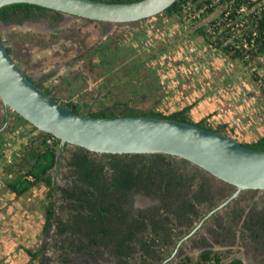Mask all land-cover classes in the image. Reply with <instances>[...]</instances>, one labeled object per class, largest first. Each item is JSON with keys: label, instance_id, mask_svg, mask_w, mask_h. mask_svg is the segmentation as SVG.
<instances>
[{"label": "trees", "instance_id": "16d2710c", "mask_svg": "<svg viewBox=\"0 0 264 264\" xmlns=\"http://www.w3.org/2000/svg\"><path fill=\"white\" fill-rule=\"evenodd\" d=\"M247 3L251 10L247 14L249 23L244 33L247 46H244L243 38L233 37L230 20L236 19L237 10ZM32 6L42 7L32 3L5 5L0 8V18L5 17L4 13L11 8L29 9ZM200 10L201 15L195 16L194 19H205L211 15L212 18H209V24L198 28L199 35L230 58L241 61L253 78L260 82L264 95V77L260 76L258 70H252L255 66L264 67V0H235L234 3H231V0H177L165 11L140 21L149 22L160 16L185 20ZM216 12H219L218 15ZM93 21L98 24L102 22ZM209 25L213 27V31L208 30ZM118 31L70 60L67 63L70 73L61 78L58 86L48 88L44 92L49 95L53 93V98L68 108L83 112L87 103L82 99L75 101V97L79 90L77 85L87 82L83 75V71H87L96 79L108 77L103 83L106 92L99 99L98 108L90 110L88 114L100 117H165L229 134L226 123L214 126L206 117L197 121L191 117V111L197 101L181 107L159 110L160 102L155 99L150 107L147 106V101L150 100L147 93L153 89L151 82L154 81L155 85L156 82L160 83V79L154 75L153 80L149 82L142 75L145 72L147 52L144 44L138 45L136 42L140 32ZM231 37L233 38L230 40ZM9 53L11 54V50ZM13 53L14 50L11 55ZM79 62H83V70L74 69ZM118 87L122 88L121 94L116 90ZM65 93H68V97H65ZM105 99L112 101V104H108ZM14 114L17 118L25 120L36 134L30 136L17 151L15 157L18 159L16 165L19 172L8 186L15 196L21 197L37 184H43L46 188L42 201L45 215L43 231L47 232L50 226L55 224L57 232L61 235L74 234L76 238L73 242L76 248L90 249L86 250L90 256H96L99 247H109L113 250L114 258L126 263L135 259L139 264H155L150 255L154 252L157 255L172 235L167 232L169 223L160 218V209L168 206L169 211L176 208V213L190 207V211H193L196 200L206 199L203 191L207 189L201 186L198 191H191V199L182 197L183 201L174 206L181 196V186L196 178L201 171L193 164L194 175L190 176L186 167L188 161L183 158L166 153H96L78 146V150L70 152L68 161L63 165L61 160L65 149L62 141L51 133L40 131L17 112L14 111ZM242 143L252 149L264 150V134L253 141ZM62 165L67 171L66 186L57 185L55 181V170ZM6 169L12 171L11 166ZM136 194L159 198L163 205L141 207L137 210ZM210 203L203 207L208 208ZM59 212L63 213L66 219L59 218ZM171 218V215H166L165 220L171 222ZM258 223L264 224V221ZM25 251L31 259L38 258L37 252L30 249ZM233 252L232 248L204 249L198 255L186 254L175 264H221ZM137 254L141 257L140 261L137 260ZM224 264L245 263L241 258L234 257Z\"/></svg>", "mask_w": 264, "mask_h": 264}, {"label": "rangeland", "instance_id": "374dc122", "mask_svg": "<svg viewBox=\"0 0 264 264\" xmlns=\"http://www.w3.org/2000/svg\"><path fill=\"white\" fill-rule=\"evenodd\" d=\"M218 13L216 12L217 15ZM209 18H212V15L200 20L193 17L179 20L160 16L149 22L139 20L128 24L110 23L109 29L105 27V24L102 30L97 23L84 22L80 18H69L62 28L64 40L61 44L54 40L50 42L47 39L43 41L32 39L31 35L20 34V31L6 33V29L1 26L0 32L5 43L14 50L17 56L31 57L30 59L36 64L31 71L35 75H39L40 70L50 71L57 67L54 69L58 72L51 78V81L55 83L59 74L70 73L68 66L63 64L65 60H72L85 47L97 44L118 30V32L137 30L140 34L136 42L138 45L144 44L147 52L145 72L142 75L149 82L153 80L154 75L160 79V83L156 82L155 85L154 81L151 82L153 89L147 93L150 98L147 106L150 107L155 99L160 102L159 110H166L167 107L171 109L176 106L181 107L197 101L191 111V117L195 121L206 117L214 126L218 123H226L228 135L241 142L253 141L264 134V95L260 82L253 78L241 61L230 58L199 35L198 28L209 24ZM60 51L64 54L56 56L55 54ZM42 56L48 58V62L42 60L41 62L40 57ZM51 58L56 59L51 60ZM28 64L24 61L23 66L29 67ZM82 67L83 62H79L74 69H82ZM259 73L261 77H264V71L260 70ZM87 74L88 81L77 85L79 90L75 97V101L82 99L87 103L83 109L86 113L98 108L99 99L106 92L103 83L105 79H108L107 77L97 78V80L89 73ZM136 83L140 84V82ZM116 90L121 94L122 88L118 87ZM92 91L94 93H91ZM64 95L68 97V93ZM105 100L108 104H112V101ZM2 113H4V108L0 100V115ZM8 126L6 130L1 129L0 131V264H16V261L20 264L23 260V263L25 260L29 261L26 264H139L135 259L126 263L114 258L113 250L109 247H99L97 249L99 252L95 253L96 256H90L86 252L90 249L76 248L73 242L76 238L74 234L61 235L57 232L55 224L50 226L47 232L43 231L45 215L42 201L46 194L45 186L37 184L21 197L15 196L8 186V183L19 172L18 165H16L18 159L15 157L17 151L22 148L30 136L36 134V131L25 120L17 118L12 109H10ZM13 126L15 128H12ZM64 149L61 160L63 165L68 161L70 152L78 148L65 146ZM63 165L55 170V181L57 185L66 186L67 171ZM7 166H11L12 171L7 170ZM191 168H187L190 176L194 175V170ZM201 186L208 191H203L204 195L216 201L229 196L235 190L231 185L200 171L196 178L188 180L181 186V196L174 206L183 201L182 197L187 200L191 199V191H198ZM53 199L55 200L54 197ZM136 199L135 202L143 208L163 205L156 197L140 194ZM234 202L222 210L221 217L226 216V213H231V225L235 226V230L243 231L251 226L260 229L258 221L256 223L255 220L264 213V190L245 191ZM164 207L165 210L161 212L166 216L168 206ZM231 209L232 212H230ZM58 215L59 218L66 219L63 213L59 212ZM164 215L160 218L165 219ZM213 223V219H210L206 226L210 227ZM213 240L218 242V239ZM255 241V243H250L248 248L245 246L247 254L251 256L254 247L264 248V232L261 238ZM239 247L243 246L231 247L218 242L215 245L184 250L182 255H198L205 248L214 250L232 248L234 250L232 257L243 256ZM27 249L37 252L38 258L31 259L25 251ZM170 251L172 249L168 252ZM139 254H137V260L140 261ZM21 256H24L23 260ZM155 256V252L150 255L152 259H155ZM180 259L178 257L168 264H175ZM245 259L246 264H264L251 263L247 258ZM229 260L230 257L225 259V261ZM155 264L160 263L155 262Z\"/></svg>", "mask_w": 264, "mask_h": 264}, {"label": "water", "instance_id": "95a60500", "mask_svg": "<svg viewBox=\"0 0 264 264\" xmlns=\"http://www.w3.org/2000/svg\"><path fill=\"white\" fill-rule=\"evenodd\" d=\"M177 0H0V8L32 3L87 20L128 24L157 15ZM0 100L40 131L96 153H166L236 187L220 207L248 189L264 190V150L197 124L147 116L100 117L77 112L39 88L0 40Z\"/></svg>", "mask_w": 264, "mask_h": 264}, {"label": "flooded vegetation", "instance_id": "af4514ba", "mask_svg": "<svg viewBox=\"0 0 264 264\" xmlns=\"http://www.w3.org/2000/svg\"><path fill=\"white\" fill-rule=\"evenodd\" d=\"M4 15L5 17L0 18V26L6 29L5 31L6 33L20 31L21 32L20 34L31 35L32 39H37L41 41H43L44 39H47L50 42L54 40L56 41V43H59V44H61V42L64 40L62 38L63 37L62 28H63L64 23L67 22L69 18H80L84 22L96 23L93 20H87V19L75 16L69 13H65L59 10H54V9L43 7V6L40 8L37 6H32L29 9L25 7L11 8L7 12H5ZM110 23L111 22L102 21L100 24L98 23L97 24L100 25V29L102 30L105 24H106L105 27L109 29ZM41 36L43 37L41 38ZM0 38L8 49V47L10 46H8L5 43L4 38L1 36V32H0ZM90 47L91 46L85 47V49H83L82 52L77 53L75 57L77 55H81L85 53ZM10 50L12 54L13 49L11 47H10ZM10 50L8 51L10 52ZM62 54L64 53L60 51L56 53L55 55L58 56ZM11 56L15 60V62L23 69V71L27 74V76L39 88L41 87L43 91L48 88H53L54 86H58L59 85L58 83L61 80V78L68 74V73L59 74L57 76V79H55V83H53V81H51V78L54 77V75L58 72V71L57 72L55 71L57 69H54L57 67H54L50 71L40 70L41 73L39 75H35L31 71H33V67L36 64L34 63V61H32V59H30L31 57L24 56L20 58L19 56L16 55L15 52ZM54 59L56 58H51V60H54ZM41 60L43 62H48L47 61L48 58H45L44 56L40 57V61ZM70 60H65L63 64L68 66L67 63ZM24 61L29 63L28 64L29 67L23 66ZM38 63L40 65V62ZM57 65H60V64H57ZM67 68L69 69V66ZM67 68L65 67V69ZM81 70H83V67ZM87 73H88L87 71H83V75L84 77H86V81H88ZM50 95L52 97L54 96L53 93H51ZM3 108H4V113L0 115V125H1L0 131L1 129L6 130L9 127L8 123L10 119V109L7 110L4 104H3ZM65 146H73L76 148L78 147V146L71 145L69 143H65L64 147ZM186 167L187 168L193 167V164L187 162ZM231 186L236 190V187H234L233 185ZM249 190H255V189L244 190L240 194L244 193L245 191H249ZM232 194L233 193L217 201L213 198L212 200L211 198H209L210 196L205 195L206 199L201 198V199L196 200L197 201L195 202L196 206L194 207L195 210L193 211H190V207L187 209L178 210L176 213H175L176 208H173L171 211L167 209L166 215H171L172 218H171V222L167 219L166 220L164 219V221L166 223H169V226H167L168 228L167 232L172 235H170V239L167 241V243H165L164 247L161 248L160 252L155 256V259L153 260L154 261L156 260L155 262L160 263V264H168L169 262H171L174 259H177L178 257L182 258L183 256H185V254L182 255L184 250H189L194 247H206L208 245H215L218 242L221 245H227L231 247H233L234 245H240L243 247L246 246L248 248L250 243H255L256 239L258 240L259 238H261L262 233L264 232V224L258 223V225L260 226V229H257L255 226H251V227H246L243 231H241V230H235L234 229L235 226L231 225V222H232L231 213H226V216L221 217L222 210L226 209L229 204L235 203L234 201L240 195L239 194L237 197L233 198L230 202L226 203L223 207H220V205L226 200H228V198ZM138 195L140 194L135 195V199ZM207 203H210L208 208L203 207V206H206ZM135 207L137 208V210H139L141 206H139L136 203ZM164 210H165L164 208L160 209V211L162 212ZM230 212H232V209ZM162 215H164V213H162ZM165 217L166 216L164 215V218ZM210 219H213L215 224L213 223L212 225H210V227H207L206 223ZM259 220L260 222L264 221V213H262V216L260 215L259 218L255 220V222L257 223V221L259 222ZM213 239H218V242L214 241ZM243 247L242 248L239 247L240 253L243 256H237V257L241 258L245 264L247 263L245 258H247V260H249L248 262H251V263H264V248L262 249L261 246H256V248L254 247L253 255L251 256L250 254H247V248L245 247V249H243ZM170 249H172V251L168 252ZM205 249H208V248H205ZM232 258L234 257L230 256V259Z\"/></svg>", "mask_w": 264, "mask_h": 264}, {"label": "built area", "instance_id": "2783aa9c", "mask_svg": "<svg viewBox=\"0 0 264 264\" xmlns=\"http://www.w3.org/2000/svg\"><path fill=\"white\" fill-rule=\"evenodd\" d=\"M216 1L218 2L219 0H216ZM234 1L235 0H231V3H234ZM250 10L251 9L248 8V3L242 4L240 6V8L237 10L238 15H237L236 19L230 20V21H232L231 24H232L233 31H234L233 37L238 36L239 38H243L244 46H247V43L245 42L246 38L244 37V33H245V28H246L247 24L249 23V17L247 16V14L250 12ZM201 12H202V10H200V12L191 14V16L193 18H195V16L197 17V16L201 15L200 14ZM208 30L213 31V27L209 25ZM233 37H231L230 40ZM238 47H240V46L238 45ZM252 70L264 71V67H256L255 66L252 68ZM49 142H51V140H49ZM0 156H1V154H0ZM226 262L227 261L223 260L221 264H224Z\"/></svg>", "mask_w": 264, "mask_h": 264}, {"label": "crops", "instance_id": "0c3cea01", "mask_svg": "<svg viewBox=\"0 0 264 264\" xmlns=\"http://www.w3.org/2000/svg\"><path fill=\"white\" fill-rule=\"evenodd\" d=\"M21 259L23 260L24 259V256H21ZM24 262V260L20 263V264H26V263H28L29 261H27V260H25V263H23ZM13 264V263H12ZM16 264H17V261H16Z\"/></svg>", "mask_w": 264, "mask_h": 264}]
</instances>
